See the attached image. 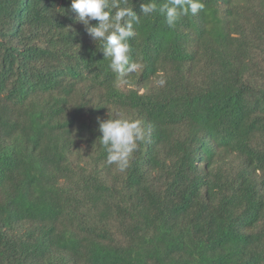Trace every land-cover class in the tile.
<instances>
[{"label": "trees", "instance_id": "trees-1", "mask_svg": "<svg viewBox=\"0 0 264 264\" xmlns=\"http://www.w3.org/2000/svg\"><path fill=\"white\" fill-rule=\"evenodd\" d=\"M148 2L121 77L71 0H0V264H264V0ZM107 112L148 130L125 172Z\"/></svg>", "mask_w": 264, "mask_h": 264}, {"label": "clouds", "instance_id": "clouds-1", "mask_svg": "<svg viewBox=\"0 0 264 264\" xmlns=\"http://www.w3.org/2000/svg\"><path fill=\"white\" fill-rule=\"evenodd\" d=\"M127 3L128 0H71L70 4L76 21L83 25L95 45L99 43L103 59L108 60L109 68L121 77L142 67L139 62L130 60L129 39L135 35L134 24L140 23V15L133 10V6H126ZM203 8L202 0H166L159 7L149 0L148 3H141L140 12L144 16L159 12L171 28L182 16L189 12L195 15ZM164 83L163 79L159 81L161 86ZM106 116L103 120L98 118L99 142L107 153L106 163L125 172L148 130L141 119L121 114L109 115L108 112Z\"/></svg>", "mask_w": 264, "mask_h": 264}]
</instances>
